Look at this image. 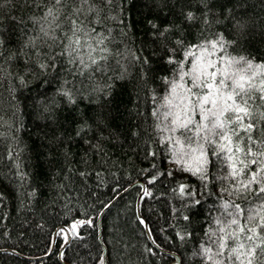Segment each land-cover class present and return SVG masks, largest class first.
I'll return each mask as SVG.
<instances>
[{
    "label": "trees",
    "instance_id": "1",
    "mask_svg": "<svg viewBox=\"0 0 264 264\" xmlns=\"http://www.w3.org/2000/svg\"><path fill=\"white\" fill-rule=\"evenodd\" d=\"M203 7L127 0L117 11L130 26L105 25L111 54L85 79L72 65L42 71L25 47L41 10L0 0V264H103V250L106 264H205L197 253L229 197L215 179L219 166L201 181L184 170L183 161L196 166L193 154L176 163L179 146L163 139L171 135L162 130L171 119L164 97L178 81L167 61L188 71L176 41L187 48L223 35L228 56L264 63V0H211L208 23ZM189 10L195 19L186 22Z\"/></svg>",
    "mask_w": 264,
    "mask_h": 264
},
{
    "label": "snow or ice",
    "instance_id": "2",
    "mask_svg": "<svg viewBox=\"0 0 264 264\" xmlns=\"http://www.w3.org/2000/svg\"><path fill=\"white\" fill-rule=\"evenodd\" d=\"M17 2L24 9L41 10L39 16L31 17L38 30L25 47L30 49L26 54L29 58L41 57L38 67L42 71H56L58 64L72 65L68 70L73 75L91 78L93 73L103 71L111 54L106 43L111 29H105V25L112 21L124 28L130 26L117 11L127 0ZM179 2L161 0L165 5ZM201 3L208 23L211 0ZM181 15L186 22L195 19L190 10ZM234 26L244 27L239 22ZM157 27L152 24L153 29ZM168 30L163 28L158 34L163 36ZM58 40L59 51H55ZM230 43L223 35L187 48L182 40L176 41L190 68L184 71V62L171 58L167 61L177 64L178 81L170 82L171 94L164 97L163 106L169 109L164 117L171 119L162 130L171 135L163 139L179 146L173 150V157L181 158L176 163L193 154L196 166L183 161L184 170L198 175L201 181L210 178V165L219 166L215 179L222 182L221 195L229 197L218 206L223 211L214 218L216 227L205 233L208 241L200 245L197 253L201 260L205 264H264V63L228 56L226 45ZM196 49L200 50L199 55ZM217 52L225 55L211 59ZM58 56L63 62L57 61ZM4 72L0 64V79ZM63 94L71 100L70 90ZM197 115L199 120L195 119Z\"/></svg>",
    "mask_w": 264,
    "mask_h": 264
},
{
    "label": "water",
    "instance_id": "3",
    "mask_svg": "<svg viewBox=\"0 0 264 264\" xmlns=\"http://www.w3.org/2000/svg\"><path fill=\"white\" fill-rule=\"evenodd\" d=\"M138 183H136V184H133V185H131L130 187H128L127 189H125L122 193H120L109 205H111L118 197H120L122 194H124L126 191H128L129 189H131L132 187H134V186H136ZM138 201H139V197H138V199H137V203H136V206H138ZM105 211V209L101 212V214L98 216V219H97V221H98V223H99V221H100V217H101V215H102V213ZM103 256H104V262H103V264H106V260H105V250H103ZM176 258H177V261H179L178 260V257L176 256V255H174Z\"/></svg>",
    "mask_w": 264,
    "mask_h": 264
},
{
    "label": "rangeland",
    "instance_id": "4",
    "mask_svg": "<svg viewBox=\"0 0 264 264\" xmlns=\"http://www.w3.org/2000/svg\"><path fill=\"white\" fill-rule=\"evenodd\" d=\"M79 222H80V220H76V221L72 222L71 225H69V226L67 227V230H68L69 232H74V231L76 230L77 226H76L75 228H73V225H74V224H75V225H78Z\"/></svg>",
    "mask_w": 264,
    "mask_h": 264
}]
</instances>
